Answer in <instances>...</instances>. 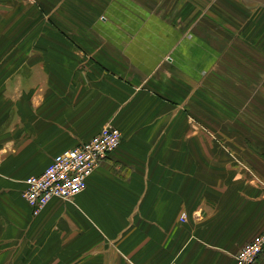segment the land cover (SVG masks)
I'll list each match as a JSON object with an SVG mask.
<instances>
[{
    "label": "crops",
    "instance_id": "crops-1",
    "mask_svg": "<svg viewBox=\"0 0 264 264\" xmlns=\"http://www.w3.org/2000/svg\"><path fill=\"white\" fill-rule=\"evenodd\" d=\"M240 2L0 0V264H237L264 231V22ZM107 125L85 190L33 216L25 181Z\"/></svg>",
    "mask_w": 264,
    "mask_h": 264
},
{
    "label": "built area",
    "instance_id": "built-area-1",
    "mask_svg": "<svg viewBox=\"0 0 264 264\" xmlns=\"http://www.w3.org/2000/svg\"><path fill=\"white\" fill-rule=\"evenodd\" d=\"M121 142V133L107 125L88 142L54 157L42 174L28 178L22 197L31 208L32 215L38 216L53 200L67 201L82 193L89 177L119 148ZM259 184L264 190V179ZM184 220L183 214L180 221ZM263 253L264 231L239 249L235 261L237 264H256Z\"/></svg>",
    "mask_w": 264,
    "mask_h": 264
},
{
    "label": "rangeland",
    "instance_id": "rangeland-1",
    "mask_svg": "<svg viewBox=\"0 0 264 264\" xmlns=\"http://www.w3.org/2000/svg\"><path fill=\"white\" fill-rule=\"evenodd\" d=\"M231 1L235 3V6H237L236 3L238 4L240 1H242L240 3L243 5L244 11H245V7H248L247 10L251 16L250 34H253L256 30L252 28L253 25L252 23L256 22L258 18L259 20H262L261 22H264V5L258 1H252V0H231ZM260 1L264 2V0H260Z\"/></svg>",
    "mask_w": 264,
    "mask_h": 264
},
{
    "label": "water",
    "instance_id": "water-1",
    "mask_svg": "<svg viewBox=\"0 0 264 264\" xmlns=\"http://www.w3.org/2000/svg\"><path fill=\"white\" fill-rule=\"evenodd\" d=\"M254 1H258V2H260L261 4L264 5V2H263V1H260V0H254Z\"/></svg>",
    "mask_w": 264,
    "mask_h": 264
}]
</instances>
